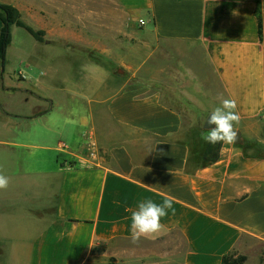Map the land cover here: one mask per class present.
<instances>
[{"label":"crops","instance_id":"1","mask_svg":"<svg viewBox=\"0 0 264 264\" xmlns=\"http://www.w3.org/2000/svg\"><path fill=\"white\" fill-rule=\"evenodd\" d=\"M57 3L52 37L12 25L0 61V171L10 180L0 264H222L233 250L264 264V0L102 2L82 33L76 6ZM178 72L238 105L241 142L221 143L207 166L203 141L167 101L189 93L169 83ZM89 141L94 155L75 162ZM165 198L175 213L133 244L131 212Z\"/></svg>","mask_w":264,"mask_h":264},{"label":"rangeland","instance_id":"2","mask_svg":"<svg viewBox=\"0 0 264 264\" xmlns=\"http://www.w3.org/2000/svg\"><path fill=\"white\" fill-rule=\"evenodd\" d=\"M15 2L19 4L20 6V12L22 15V19L29 24L31 27L34 28L36 31H43L44 35L42 36L43 38L46 37H52L51 32H52V24H53V11L55 7V3L60 2L61 5H71V6H76V21L78 23V33H82L85 30L88 29L85 27L86 22H98L99 19H96L97 17L99 18L100 16V7L102 6V2H104L108 6H113L115 0H8L9 2ZM59 4V3H57ZM92 11V12H90ZM64 19L68 21L69 15L68 13L64 14ZM141 20H139V25L142 26L140 23ZM94 23V24H95ZM99 25V23H98ZM37 27H45L47 29H37ZM95 25L91 28V33L93 34V39L100 40V33L101 31L97 29ZM14 30H18L20 33H25L23 30H20L19 28H12ZM46 30L50 31V34L48 35ZM90 32V30H88ZM96 57H98V60L104 62L107 64L111 69H115L116 71H119L121 74L127 76L128 74L124 69L116 66L114 63L110 61H105L102 60V57L100 54L95 51L93 52ZM143 56V53H142ZM17 59L14 58H9L8 62L6 63L5 66V71H8V69H12L15 66H17ZM21 68V67H20ZM23 68V67H22ZM26 70V69H24ZM171 70V69H170ZM149 71V62H146L145 64L142 65V69L138 75L134 77V79L141 80L142 75H148ZM28 72V70H27ZM172 73L175 72H170ZM179 73V72H178ZM189 74H185L182 76L180 73L178 74V78H172L169 76L168 81L171 83L173 86H180L184 87V89H189L188 91L184 90V92H181V90L177 89V94L175 96H170L173 97V100H167V101H172V104L176 107H178L188 118V121L190 122V126L195 129L196 133L198 131H201L203 128V124L206 121L207 117L209 114L212 112V110L219 105V102L211 96L209 93H202L201 90L204 88L192 81L191 77L188 76ZM147 81V80H146ZM157 87L161 88L162 90H165L167 92V89H165V86L162 83H155ZM174 89V88H173ZM168 94V93H167ZM204 130H209V129H204ZM199 137V135H198ZM89 150H88V145H84L83 151L81 152L80 155L73 156V160L75 162H82L84 163L86 160L85 157L89 156ZM79 160V161H78ZM72 162V160H71ZM8 222V220H7ZM241 255V254H240ZM244 256V255H243ZM246 257V256H245Z\"/></svg>","mask_w":264,"mask_h":264},{"label":"clouds","instance_id":"3","mask_svg":"<svg viewBox=\"0 0 264 264\" xmlns=\"http://www.w3.org/2000/svg\"><path fill=\"white\" fill-rule=\"evenodd\" d=\"M238 105L235 99L220 97V103L215 107L207 124L210 126L208 131L201 134V139L208 144L216 145L218 143L234 144L238 139V129L241 117L237 111ZM214 127H211L213 126ZM10 180L0 171V190H6L9 187ZM173 200L165 198L158 204L151 199L139 202L136 210L131 212L130 239L133 244H138L142 238H153L158 234L163 225L162 218L168 216L173 208Z\"/></svg>","mask_w":264,"mask_h":264},{"label":"trees","instance_id":"4","mask_svg":"<svg viewBox=\"0 0 264 264\" xmlns=\"http://www.w3.org/2000/svg\"><path fill=\"white\" fill-rule=\"evenodd\" d=\"M256 15L258 19V33H259V36L261 37L262 36V20H261L259 7L256 10ZM0 21L2 23L1 34H0V61L2 65H4L5 63L6 50L11 42L10 27L12 25H16L18 27L24 28L29 34H31L38 41L43 40L42 36L44 35V32L36 31L31 26L25 24L24 21L21 19V14L19 10L11 4L0 3ZM205 131H208V130L202 129L201 131L197 132V134L199 135V139L201 141H203L200 138L201 134L202 133L206 134ZM220 146H221V143H218L216 145H211L203 141V148H204L203 165L204 166L212 164L218 160ZM246 259L247 258L245 256L240 255L237 251L233 250L223 256L222 264H244Z\"/></svg>","mask_w":264,"mask_h":264},{"label":"built area","instance_id":"5","mask_svg":"<svg viewBox=\"0 0 264 264\" xmlns=\"http://www.w3.org/2000/svg\"><path fill=\"white\" fill-rule=\"evenodd\" d=\"M140 23H141L142 25L144 24V22H143L142 20L140 21ZM87 145H88V150H89V153H90L89 156H90V155L93 156V155H94L95 145H94L93 142H91V141H89Z\"/></svg>","mask_w":264,"mask_h":264},{"label":"water","instance_id":"6","mask_svg":"<svg viewBox=\"0 0 264 264\" xmlns=\"http://www.w3.org/2000/svg\"><path fill=\"white\" fill-rule=\"evenodd\" d=\"M209 116H210V114H209ZM207 119H208V117H207ZM207 119H206V121H205V123H204V125H203V128H204V129H209V128H210V126L207 124ZM211 127H214V125L211 126ZM240 142H241V135H240V132H238V139H237V141H236V144H238V143H240Z\"/></svg>","mask_w":264,"mask_h":264}]
</instances>
